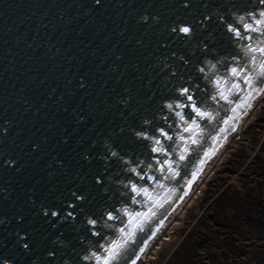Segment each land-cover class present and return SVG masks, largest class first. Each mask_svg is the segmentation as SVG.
Returning <instances> with one entry per match:
<instances>
[{
    "label": "water",
    "instance_id": "water-1",
    "mask_svg": "<svg viewBox=\"0 0 264 264\" xmlns=\"http://www.w3.org/2000/svg\"><path fill=\"white\" fill-rule=\"evenodd\" d=\"M263 89L264 0H0V264H136Z\"/></svg>",
    "mask_w": 264,
    "mask_h": 264
},
{
    "label": "rangeland",
    "instance_id": "rangeland-1",
    "mask_svg": "<svg viewBox=\"0 0 264 264\" xmlns=\"http://www.w3.org/2000/svg\"><path fill=\"white\" fill-rule=\"evenodd\" d=\"M253 176L264 177V97L222 154L210 176L141 264H185L184 251L192 252V245L203 241L200 233L204 227L197 222L205 214L231 226L234 223H251L255 227L254 232H248V228L243 227L242 232L232 239L239 243L235 248L228 246L222 253L216 247H210V252L217 253L226 264H264V207L261 206L259 214H256L255 207V212H247L250 204L245 196L244 184L249 183ZM247 185L254 186L253 183ZM256 189L255 195H258V186ZM261 192L264 198V189ZM209 231L214 237L218 234L215 232L218 230L214 231L212 227ZM194 252L199 255L196 264H205L202 260L208 258L207 248L205 251L194 249Z\"/></svg>",
    "mask_w": 264,
    "mask_h": 264
},
{
    "label": "trees",
    "instance_id": "trees-1",
    "mask_svg": "<svg viewBox=\"0 0 264 264\" xmlns=\"http://www.w3.org/2000/svg\"><path fill=\"white\" fill-rule=\"evenodd\" d=\"M246 183L247 184L253 183V185H254L252 187V185L250 186V185L244 184V188L246 190L245 196L247 197L249 204H250L247 212L248 211L255 212L254 211V207H255L256 214H259L260 213L259 209L264 207V198H262V195H261V193H262L261 189L262 190L264 189V177L253 176L251 181L249 183L248 182H246ZM257 186H258L260 192L258 193V195H255V194H257V192H256ZM197 225H203V227H204V229L201 228L202 233H200L202 235L201 239H203V241L202 242L198 241V243L193 244L192 245V249H193L192 252H191V250L184 251L183 256H184L185 264H196L198 262L199 255L195 254L194 249H195V251H200L201 249H204V251H205L206 248H207V253H209V255H208V258H206L205 260H202V261H205V264H209V263L226 264V263H224L225 261H223V259H221L217 255V253L210 252V250L208 248L216 247L220 252L224 253L228 246L235 248L237 245H239V243L237 241L235 242L232 239L236 238V235H239L240 232H242L243 227H244V229L248 228V232L249 231L254 232V229H255V227L251 223H241V224L234 223L231 226L230 224L228 225L225 222H223L222 220H218V219L213 218L211 216H208L206 214L199 218ZM210 227H212L214 229V231L218 230V231H215V232H218L217 236L214 237L213 236L214 234L210 233V231H209ZM219 230H221V231H219ZM258 236H262V235H258ZM209 237H211V238H209ZM245 240H247V239H245Z\"/></svg>",
    "mask_w": 264,
    "mask_h": 264
},
{
    "label": "bare ground",
    "instance_id": "bare-ground-1",
    "mask_svg": "<svg viewBox=\"0 0 264 264\" xmlns=\"http://www.w3.org/2000/svg\"><path fill=\"white\" fill-rule=\"evenodd\" d=\"M263 97H264V89L262 90V92L258 96L257 100L254 102L253 106L251 107V109L249 110V112L247 113V115L242 119V121L240 122V124L235 128V130L233 131V133L231 134V136L228 138V140L225 142V144L223 145V147L220 149V151L214 157V159L212 160V162L209 164V166L203 172V174L201 175V177L198 179V181L195 183V185L192 187V189L189 191V193L186 195V197L180 203V205L178 206V208L174 212V214L171 217V219L168 221V223L166 224V226L164 227V229L161 231L160 235L151 244V246L144 252V254L141 256V258L139 259V261L136 264H141L144 261L145 257L147 256V254L149 253V251L151 250V248L155 245V243L159 240V238L161 237V235L167 230V228L172 223V221L175 220V218L178 217V215L181 213V211L187 206V204L189 203V201L192 199V197L196 194V192L198 191V189L201 187L202 183L210 176L212 170L216 166V164H217L218 160L220 159V157L222 156V154L225 152V150L230 145V143L233 141V139L241 132L244 123L247 121L248 117L252 114V112L254 111L255 107L263 99Z\"/></svg>",
    "mask_w": 264,
    "mask_h": 264
},
{
    "label": "snow or ice",
    "instance_id": "snow-or-ice-1",
    "mask_svg": "<svg viewBox=\"0 0 264 264\" xmlns=\"http://www.w3.org/2000/svg\"><path fill=\"white\" fill-rule=\"evenodd\" d=\"M184 31H185V32H187V31H188V29H187V28H185V29H184ZM233 71L235 72V70H233Z\"/></svg>",
    "mask_w": 264,
    "mask_h": 264
}]
</instances>
